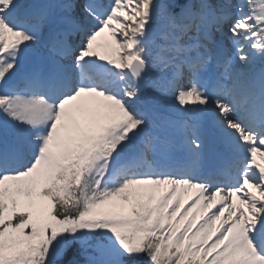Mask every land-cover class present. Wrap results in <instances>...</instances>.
Returning <instances> with one entry per match:
<instances>
[{
  "label": "snow or ice",
  "instance_id": "obj_1",
  "mask_svg": "<svg viewBox=\"0 0 264 264\" xmlns=\"http://www.w3.org/2000/svg\"><path fill=\"white\" fill-rule=\"evenodd\" d=\"M0 264H264V0H0Z\"/></svg>",
  "mask_w": 264,
  "mask_h": 264
}]
</instances>
